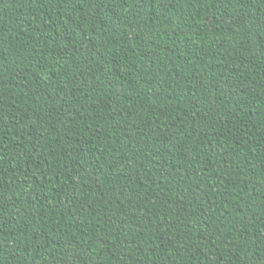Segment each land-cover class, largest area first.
<instances>
[{"label":"trees","instance_id":"trees-1","mask_svg":"<svg viewBox=\"0 0 264 264\" xmlns=\"http://www.w3.org/2000/svg\"><path fill=\"white\" fill-rule=\"evenodd\" d=\"M0 264H264V0H0Z\"/></svg>","mask_w":264,"mask_h":264}]
</instances>
